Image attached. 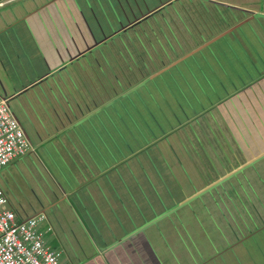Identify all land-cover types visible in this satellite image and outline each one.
Instances as JSON below:
<instances>
[{"label": "rangeland", "instance_id": "obj_1", "mask_svg": "<svg viewBox=\"0 0 264 264\" xmlns=\"http://www.w3.org/2000/svg\"><path fill=\"white\" fill-rule=\"evenodd\" d=\"M156 1L151 2L152 6L159 3ZM70 2L78 9L77 16L69 8L68 16L60 15L64 33L54 22L49 30L52 17L46 26L42 20L46 13L40 12L37 17L28 18L33 27V32L25 31L24 47L28 49L22 51L7 39L0 42V93L6 96L44 73L48 58L60 60L62 55H68V49L75 44L70 41L71 33L76 40L80 38L84 49L96 42L95 32L100 26L103 31L96 34L101 38L105 33V42L72 61L70 69L47 78L34 91L26 94L23 89L9 99L14 114L24 124L29 123V112L34 124L44 132L50 125L52 129L66 123L68 115L88 112L76 121L80 127L73 126L76 128L69 130L68 136L62 131L59 137L49 140V135L48 141L39 145V151L35 144L27 154L0 170V186L22 215L41 211L42 201L54 200V191L63 193L64 189L80 186L79 177L70 166L79 162L74 157L83 159L80 165L85 176L90 174L89 181L91 177L96 182L92 184L94 188H104L106 201L102 207L82 204V208L74 209L70 203L71 206H57L62 205L60 210L67 214L72 229L76 228L77 210L84 212L82 218L86 214L102 218V212L104 231L108 232L113 227L108 225L113 216H120L122 222L123 218L133 221L137 217L164 215L166 208L245 163L249 158L246 154H258L264 149V140L262 144L256 142L264 139V22L259 27L257 20L251 19L205 51H197L153 80H146L149 74L197 48L215 30L229 23L230 14L238 9L225 8L226 3L261 12L264 0H173L145 18L140 13L147 10L140 0ZM63 3L69 5L68 0ZM249 10L244 18L252 13ZM238 13L244 16L243 11ZM122 17L125 19L120 20ZM136 17V25H127L118 33L120 27ZM35 38L41 41L39 46L35 45ZM58 42L61 51L57 50ZM218 58H223V62ZM225 63L234 80H226V90L218 77ZM238 69L240 73H234ZM250 76L258 80L252 82L255 79L249 80ZM207 78L215 83L210 86ZM245 81L248 82L242 84ZM197 95L202 102L196 100ZM187 96L195 99L196 108L187 104ZM28 128L33 131L31 125ZM125 151L127 154L121 157ZM203 194L169 215L185 246L175 245L172 228L164 229L166 220L156 226H160V234L168 235L167 240L171 237L165 250L166 264H190L188 260L196 264H264V156L223 183L208 187ZM203 196L205 204L212 202V206L201 203ZM88 197L90 193L85 197L75 193L71 199L80 205ZM104 198L98 192L94 201L99 203ZM192 205L197 218L191 216ZM187 207L189 215H185ZM89 226L101 233V227L98 230L96 225ZM130 226L125 224L122 230L128 232ZM156 228L151 229L152 235H145L152 237L151 245L155 239L156 249L162 250L165 245L156 236ZM156 249L151 247V251ZM136 251L139 253V248ZM205 257L209 258L206 262Z\"/></svg>", "mask_w": 264, "mask_h": 264}, {"label": "crops", "instance_id": "obj_2", "mask_svg": "<svg viewBox=\"0 0 264 264\" xmlns=\"http://www.w3.org/2000/svg\"><path fill=\"white\" fill-rule=\"evenodd\" d=\"M140 1L142 2V4H144L145 10L148 11V12L145 11L143 13H140V15H144V14L148 15L149 13H152V11L155 10V8L156 9L158 8L157 7L158 4L156 6H152L151 2H153V0H140ZM161 1L162 2L160 3L159 7L162 8L163 6H166L167 4L172 3L173 0H165V1L161 0ZM213 1L218 2L219 0H212V2ZM156 2H160V1L157 0ZM68 3H69V5L67 6L66 4L63 3V0H0V42H3L4 40L7 39L9 41V43H11L12 46H20L22 51H24L25 48L28 49V47H24L25 31L27 32V34H29L30 31L33 32V27L28 22V18H29V16H36L37 17V15L40 12L46 13V14L42 15V20H43V22L46 23V26L49 22L50 17H52L51 25L48 24L49 30H51V26L54 22V24H56L57 27L59 29H61L64 33V31H66V29H65L64 25H62V23L59 22V18H61L60 15L62 14L65 16L67 14L68 10L70 9V12L74 13L77 16V10H78L74 7V4L70 2V0H68ZM259 4H260V2H259ZM225 8H230L232 10L234 8L235 9L239 8L243 12H247L249 10V9H244L243 7H236V6H233V5L228 4V3H226ZM249 8H251V7H249ZM105 11L108 12L107 10H105ZM249 11L252 12L251 9ZM47 12H50V14ZM247 13H249V12H247ZM69 14L70 13H68L67 16ZM107 15L111 16V14H109V12ZM248 17H250V19H248L245 23H248V22L252 21L251 19H254V20H257V22H258L257 25L259 27H262V23L264 22V10H262L261 12H259L258 10L255 12H252ZM262 17H263V19H262ZM124 19L125 18L122 17L120 20H124ZM244 19L237 21L235 24L243 21ZM66 22L69 24L70 20H66ZM138 22L139 21L136 20V18L133 20L129 19V24H125L124 26L120 27L118 29V31H122L124 29V27H126L127 25H130V24L136 25V23H138ZM63 23H64V21H63ZM235 24H233V25H235ZM233 25H231V26H233ZM231 26H229V27H231ZM21 27L24 29L23 31L22 30L20 31ZM85 27H86V25H85ZM224 30H226V29H224ZM254 30L258 32V29L255 28ZM71 35L72 36L69 37L70 41L72 43L74 42L75 44L71 48L68 49V51H70L68 55L67 54H65V56L62 55V59H60V60L59 59L57 60L54 57L48 58V60H47L48 68L44 73L42 72L41 75H38L34 79L27 82L26 87L20 88L19 90H16V92H12V93H11V91H9L7 93L8 96L6 95V97H8L10 99V98L14 97L15 95H18L19 91L23 90V89L24 90L22 92H26V94H27V92H29V90L34 91L36 88H38V86L40 84L44 83L47 78L54 76L55 74L58 75V73L61 74L64 71V69H66V68L70 69L72 66V61H77L78 59H81L85 55V52L88 51L89 48L91 51L96 46L98 47V45L100 46V44H102V40H100L99 36H98V37H96V42L93 41V43H94L93 45L88 46V48L84 49V45L83 44L80 45L81 44V42H79L80 38H78V40H76L72 33H71ZM44 36H41V37L44 38ZM208 39L209 38H207V40ZM207 40H205V41H207ZM34 42H35V45H38V46L41 43L39 38L34 40ZM57 45H58L57 50L61 51V43L58 42ZM0 47H1V45H0ZM76 48L78 50H76ZM28 52H29V50H28ZM31 52H32V50H31ZM56 55L57 54H55V56ZM26 103H27V101H26ZM28 103H29V100H28ZM84 104L86 105L87 102H84L83 105ZM81 111L82 110H80V112ZM95 111H97V110H95ZM95 111H93V112H95ZM27 113H28L29 123L24 124L22 121L21 122L23 123V126L26 130V133L28 134V137L31 139L32 143L34 145L37 144V148L39 147L40 144L42 145V143L48 141L49 135H50L49 140L59 137V135L61 134L59 132H62V131H63L64 136H68V133H70L69 130H74L76 127H80V126H77L76 121H81L88 114V112H87V114H82L83 113L82 112L79 116L78 115L74 116V114L68 115V118H66L67 119L66 123L58 124L56 128L54 127L52 129H51V125H50L49 130L47 132H44L41 130L42 129L41 127H37L34 124L31 113H29V112H27ZM62 117H64V116H62ZM29 125H31V127L33 128V131L28 130ZM73 126H76V127L72 128ZM34 129H36V132H34ZM84 129L87 130L86 128H84ZM91 130H94V129L91 127ZM87 131H90V130H87ZM45 137L47 138V140H44ZM263 140L264 139H262V138L257 139V141H256L257 145L262 144ZM38 151H39V148H38ZM263 152H264V149L262 151H260L258 154H255L254 152H252L251 154H246V155H247V157H249L248 160H251V159H255L256 157H258ZM124 154H127V152L123 153L121 155V157ZM82 156H84V155H82ZM37 158H38V161L42 160V157L39 155H37ZM74 160H76V162L77 161H79V162H77L76 164L72 163V165H70V166H71V168L73 167L72 169L77 173V175L79 177V181L81 183V184H79L80 186H77L76 189H71V188L64 189L63 193L60 190L54 191V194H55L54 196H56L54 198V200L50 203L47 202L46 200L42 201V205H41L42 210L45 211L47 216H48L49 224H51L54 228V230L51 231L49 234V240L52 244L55 245V247H57L63 251L64 257L66 259H68V261H70V264H149L148 261H150V264H166L167 263V260H166L167 253H165V250H167V246L169 245V243L171 241V237L169 238V240H167L168 235L166 233H161V234L159 233L158 230H160L159 229L160 226L158 228H156V226L159 225V223L163 219L168 222V225L165 226L164 229H167L168 226H169V228H172V238L173 239L175 238V240H176L175 245L176 246L177 245L185 246V244L183 242V237L182 238L180 237L181 236L180 230L173 229L174 227H177V224L174 223L172 225V222H170L171 218L169 217V215L165 216L163 218H160L159 220H157V216L149 217V218H147V216H143V217H139V218L137 217V219L133 220V221H131V219L127 220V219L123 218V221H122L123 223L132 225V226H130L131 229L128 232H124L122 230V226L125 224L120 222V220H119L120 216L119 217L113 216V218L110 219L109 223H108V225H112L113 227H110L109 231L105 232L104 231V225H103L105 223V221H104V218H103L104 215L102 212H101L102 218L101 217L100 218L94 217V215L89 216L87 214L84 215V218H82V213H84V212H80V211L78 212V210H77V212H76L77 217L75 218V222H74V226L76 228L72 229V223L69 222L66 218L67 214L66 215L63 214L64 211L60 210L61 206L63 204L64 205L68 204L69 206L73 205L71 207H73L74 209H76L75 206H81L82 204H86L91 208V207H94L93 205H97V207H102L104 205V201H106L104 198V194H103L104 188L102 186L99 187L97 185L94 188V186H92V184H95L96 182H94L91 177H90L91 181H89L88 176L90 174L87 177L85 176L84 169L80 165V163L84 162L83 159L81 157H77V158L74 157ZM256 161H257V159L254 161V163ZM115 163L116 162L113 163V168L116 165ZM90 169H92V168L90 167ZM76 170H79V173ZM231 170L232 169L228 170L227 172H229ZM88 173H90V172H87L86 174H88ZM52 179L55 180L53 177H52ZM60 184H62V183L60 182ZM87 191H89L90 196H91V197H88V200L84 199L80 203V205H77V200L72 201L73 199H71V198H73V196L75 197V193L78 196H80V194H81L82 197H85L86 194H87V196L89 195V193H86ZM98 192L104 198V200L99 202V203H98V201L97 202L94 201V199L98 196ZM56 193H60L63 195H58ZM57 196H59V198ZM195 197H193V198H195ZM60 198H62V199H60ZM81 199H83V198H81ZM184 199H182V200H184ZM204 201H205V199L201 200V203L205 204ZM214 201L217 203V200H214ZM179 202H176L173 206H175ZM59 203H61L62 205L60 204L59 206H57ZM195 203L197 204V201H195ZM209 204H211V206H212V202H210ZM209 204H205V207H208ZM180 207H184V205L182 204L181 206H178L177 209ZM191 207H192L191 216L193 218H197V216L195 215V213H196L195 208L196 207H194L193 205ZM79 208H82V206ZM138 209L140 211L142 209V207L139 206ZM188 209H189L188 207L185 209V212L187 213L185 215L190 214L191 211ZM61 211H63V212H61ZM140 213L144 214L142 210ZM208 215H209V212H208ZM88 217H91L92 219L89 220ZM89 223L96 225L98 230L101 227L102 228L100 230L101 233L100 234L98 232L96 233V229L93 226H89ZM77 226H79V227L77 228ZM153 228H156V230L158 231V232H156V236L157 235L160 236V238H159L160 243L165 245V247L162 250L156 249V247H158V246H156L155 239L153 242L154 244L151 245L150 239L152 237L148 238L146 236L148 233H150L152 235L153 232L151 231V229H153ZM110 229H112V232H110ZM175 235H177V236H175ZM178 241H182V242L180 244H177ZM130 242L132 244H130ZM174 243H175V241H174ZM128 245H132V247L130 246V248H129ZM151 247L156 249V251H154V250L151 251ZM136 248H139V253L136 251ZM144 248L148 252L145 251ZM140 249H142V250H140ZM181 252H182V250L178 251V258L180 256L179 254H181ZM208 259L209 258L205 257V260H203V261L206 262ZM188 262L190 264H196L192 260H188Z\"/></svg>", "mask_w": 264, "mask_h": 264}, {"label": "built area", "instance_id": "obj_3", "mask_svg": "<svg viewBox=\"0 0 264 264\" xmlns=\"http://www.w3.org/2000/svg\"><path fill=\"white\" fill-rule=\"evenodd\" d=\"M34 148L8 101L0 93V170ZM44 214L21 219L0 187V264H70L51 247L43 231Z\"/></svg>", "mask_w": 264, "mask_h": 264}, {"label": "trees", "instance_id": "obj_4", "mask_svg": "<svg viewBox=\"0 0 264 264\" xmlns=\"http://www.w3.org/2000/svg\"><path fill=\"white\" fill-rule=\"evenodd\" d=\"M262 7H263V6H262ZM229 9H230V8H229ZM262 9H264V8H262ZM234 10H235V8H234ZM238 10L240 11L241 9H238ZM238 10H235L234 12L231 11V12H232V14H230V15H231V16H230L231 19H230V18L228 19V22H229V23H227L224 27H221L220 30H217V31L215 30L214 33L211 32V33H213V34H212L210 37H212L213 35L219 33L220 31H222V30L228 28L229 26L235 24L237 21H239V20H241L242 18H244L245 15L247 14V12H243V13H244V14H243L244 16L242 17L241 14L238 13ZM239 14H240V15H239ZM240 17H242V18H240ZM233 18H235V19H234L233 22H231ZM262 19H263V17H262ZM245 24H246V23H245ZM241 26H242V25H241ZM241 26L237 27V29H239ZM235 30H236V29H235ZM232 32H235V31L232 30ZM232 32H230V33H232ZM230 33H228V34H230ZM226 35H227V34H226ZM226 35H224V36H226ZM224 36H223V37H224ZM221 38H222V37H221ZM219 39H220V38H219ZM219 39H218V40H219ZM205 40H207V39H205ZM205 40H204V41H205ZM204 41H203V42H204ZM216 41H217V40H216ZM213 43H214V42H213ZM213 43L207 45V46L205 47V49H201V50H199L198 52L201 53L203 50L205 51V50H206L209 46H211ZM194 54H196V53H194ZM194 54H193V55H194ZM191 56H192V55H191ZM218 60H220V61L223 62V58H218ZM254 61H255V60H254ZM254 63H256V61H255ZM208 64H209L208 68L211 69V63L209 62ZM255 65H256V64H255ZM213 66H214V70H215V64H213ZM218 66H219V65H218ZM219 67H220V66H219ZM256 67H257V66H256ZM220 68H221V70L223 71V72H221V74H219V76H218L219 79H220V86H221L223 89L226 90V89H227V86H228L227 83H226V80H229V81L232 80V81H234V80H233V76H232L233 74H231L232 70L230 69V67L228 66L227 63H225V68H222V67H220ZM168 70H169V69H168ZM245 70H247V69H245ZM247 71L250 72L249 70H247ZM236 72L240 73V72H239V69L234 71V73H236ZM228 74H230V75L228 76ZM263 77H264V75L261 76V78H263ZM252 78L255 79V80H253ZM207 80H208V83H209L210 86L212 85V82L215 83V81H212L211 78H207ZM214 80H215V79H214ZM249 80H253L252 82H255V81L258 80V77H256V76H255V77L250 76ZM246 82H248V81H245V82H243L242 84H244V83H246ZM233 84H235V82H234V83L232 82V83H231V86H233ZM247 86H248V85H247ZM196 97H197L196 100H199L200 102H202V99L199 97V95H197ZM190 98H192V99H190ZM218 98L220 99V98H222V97L219 96ZM185 100H187V104H188V105H190V106H192V107H195V108L197 107V104H196V102H195V99H193V97H188V96H187V97H185ZM193 100H194V101H193ZM129 150H130V151H133V149H132V148L130 149V147H129ZM228 179H229V178H228ZM220 184H221V183H220ZM203 193L205 194V192H203ZM203 193H202V194H203ZM202 194H201V195H202ZM204 194H203V195H204ZM194 199H195V198H194ZM200 199L203 200V199H204V196L201 197ZM192 200H193V198L190 199L189 201H187L186 203H184L183 205L189 203V202L192 201ZM50 244H51V247H52V248L57 249V247H55L54 244H52L51 242H50Z\"/></svg>", "mask_w": 264, "mask_h": 264}, {"label": "water", "instance_id": "obj_5", "mask_svg": "<svg viewBox=\"0 0 264 264\" xmlns=\"http://www.w3.org/2000/svg\"><path fill=\"white\" fill-rule=\"evenodd\" d=\"M137 20V19H136ZM248 20V17L245 18L243 21L229 27L228 29L222 31L221 33L217 34L216 36H214L213 38L205 41L204 43H202L200 46H198L197 48L189 51L188 53L184 54L183 56L179 57L178 59L174 60L173 62L169 63L168 65H166L165 67H163L162 69H160L159 71H157L155 74H153L151 76V78H153L154 76L162 73L163 71L169 69L170 67L176 65L178 62L186 59L187 57L193 55L194 53H196L197 51L201 50L203 47L209 45L210 43L216 41L217 39L221 38L222 36H224L226 33L232 31L233 29L241 26L243 23H245ZM260 156H264V152L261 153L258 157H256L255 159H251V160H247L245 163L240 164L238 167L233 168L231 171L227 172L226 174L220 176L217 180H215L214 182H212L211 184L205 186L203 189L197 191L196 193H193L191 196L186 197L184 200L180 201L179 203H177L175 206L171 207L170 209H168L166 212H169L171 210H174L175 208H177L178 206H181L182 204L186 203L187 201H189L190 199H192L193 197L199 195L201 192L207 190L208 187H212L217 185L218 183H220L221 181L227 179L228 177H230L231 175L237 173L238 171H240L241 169H243L244 167L252 164L256 159H258Z\"/></svg>", "mask_w": 264, "mask_h": 264}, {"label": "clouds", "instance_id": "obj_6", "mask_svg": "<svg viewBox=\"0 0 264 264\" xmlns=\"http://www.w3.org/2000/svg\"><path fill=\"white\" fill-rule=\"evenodd\" d=\"M162 1L160 0V2L158 3V5H157V7L159 8V9H161V7H159L160 6V3H161ZM164 5V4H163ZM156 6V5H155ZM158 9V10H159ZM239 9V8H238ZM157 10V11H158ZM148 12V11H147ZM143 13V12H142ZM150 15L151 14H154V12H152V13H149ZM148 14V15H149ZM148 15H146V14H144V15H141V17H147ZM138 17H136V19H137ZM143 19V18H142ZM148 19V18H147ZM99 30H102L103 31V28H102V26H100L99 27V29H97L96 30V32H99ZM223 31V30H222ZM222 31H220L219 33H221ZM96 32H95V36L96 37H98V34H96ZM119 32H121V31H118V33ZM118 33H116L115 32V34L114 35H116V34H118ZM219 33H217V34H219ZM217 34H215V35H213L212 37H210L209 39H211V38H213L214 36H216ZM114 35H112V37L114 36ZM226 35V34H225ZM103 37L105 36L104 35V33H103V35H102ZM95 37V38H96ZM103 37H99V39L100 40H102V43L103 42H105V41H103L104 39H102ZM208 39V40H209ZM218 40V39H217ZM109 42V41H108ZM215 42V41H214ZM213 43V42H212ZM211 44V43H210ZM206 47V46H205ZM188 53V52H187ZM184 54H186V53H184ZM184 54H182L181 56H183ZM180 56V57H181ZM190 57V56H189ZM188 58V57H187ZM178 59V58H177ZM176 60V59H175ZM185 60V59H184ZM174 61V60H173ZM172 61V62H173ZM183 61V60H182ZM181 62V61H180ZM180 62H178V64L180 63ZM171 63V62H170ZM169 64V63H168ZM168 64H166V65H168ZM165 65V66H166ZM177 65V64H176ZM165 66H163V67H165ZM162 67V68H163ZM172 67H174V66H172ZM172 67H170V68H172ZM161 68V69H162ZM169 68V69H170ZM160 70V69H159ZM159 70H156L155 72H153V73H151V74H149L150 76L148 77V79H146V80H148V81H151V80H153L155 77H157L158 75H160V74H162L163 72H165V71H163L162 73H160V74H158V75H156V76H154L153 78H151V76L153 75V74H155L157 71H159ZM168 70V69H167ZM146 80H144V81H146ZM140 83H137V85H139ZM135 86V85H134ZM2 95V94H1ZM3 96V95H2ZM3 97H5L6 99H7V101H8V104H9V98L8 97H6V96H3ZM10 105V104H9ZM11 107V106H10ZM100 107H98L97 108V110L99 109ZM12 109V108H11ZM13 111V110H12ZM93 113V112H92ZM92 113H90V114H92ZM16 116V115H15ZM17 117V116H16ZM18 118V117H17ZM18 120L20 121V123L22 124V126H23V123L21 122V120L18 118ZM23 128H24V126H23ZM25 129V128H24ZM25 132H26V130H25ZM27 134V133H26ZM27 136H28V134H27ZM30 139V138H29ZM30 141H31V139H30ZM32 142V141H31ZM33 144V143H32ZM33 146H34V144H33ZM129 150V149H128ZM127 150V151H128ZM123 153H126V151L125 152H123ZM245 168V167H244ZM234 175V174H233ZM232 176V175H231ZM230 176V177H231ZM230 177H228V178H230ZM227 178V179H228ZM227 179H225V180H227ZM217 180V179H216ZM224 181V180H223ZM223 181H221L220 183H222ZM220 183H218V184H220ZM217 184V185H218ZM216 186V185H215ZM215 186H213V187H215ZM1 187V186H0ZM2 188V187H1ZM3 189V188H2ZM4 190V189H3ZM207 190H205V191H203V192H206ZM203 192H201V193H203ZM4 193L6 194V197H7V199H8V203H9V206L11 207V208H13L14 210H16V212H17V214L21 217V219H27L28 217H31V216H34V215H36V214H44L46 217H45V219H44V221L42 222V229H43V231L45 232V235H46V238H47V241H49V243H50V240H49V234H50V232L51 231H53L54 230V228H53V226L51 225V224H49V222H48V216H47V214H46V212L45 211H43V210H41V211H38V212H35L34 214H26V215H22L21 213H19V211L13 206V204H12V202H11V200H10V198H9V196L7 195V193H6V191L4 190ZM201 193L199 194V195H201ZM56 196H54V198H55ZM188 197V196H187ZM53 198V199H54ZM186 198V197H185ZM171 207H173V206H171ZM170 207V208H171ZM170 208H166L167 210L168 209H170ZM165 209V210H166ZM177 208H175L174 210H171V211H169V212H165V214L164 215H161V216H157V220H159L160 218H163V217H165V216H168V215H170V214H172V213H174L175 212V210H176ZM166 210V211H167ZM57 249H59V248H57ZM61 250V249H60ZM62 251V250H61ZM63 252V251H62Z\"/></svg>", "mask_w": 264, "mask_h": 264}, {"label": "flooded vegetation", "instance_id": "obj_7", "mask_svg": "<svg viewBox=\"0 0 264 264\" xmlns=\"http://www.w3.org/2000/svg\"><path fill=\"white\" fill-rule=\"evenodd\" d=\"M104 35H105V33H104Z\"/></svg>", "mask_w": 264, "mask_h": 264}]
</instances>
